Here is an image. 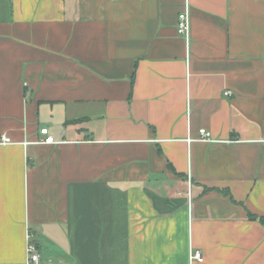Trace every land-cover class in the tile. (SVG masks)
Returning a JSON list of instances; mask_svg holds the SVG:
<instances>
[{
	"label": "crops",
	"instance_id": "1",
	"mask_svg": "<svg viewBox=\"0 0 264 264\" xmlns=\"http://www.w3.org/2000/svg\"><path fill=\"white\" fill-rule=\"evenodd\" d=\"M3 135L0 264H264V0H0Z\"/></svg>",
	"mask_w": 264,
	"mask_h": 264
},
{
	"label": "built area",
	"instance_id": "2",
	"mask_svg": "<svg viewBox=\"0 0 264 264\" xmlns=\"http://www.w3.org/2000/svg\"><path fill=\"white\" fill-rule=\"evenodd\" d=\"M178 32L179 34L185 36L187 39L191 35V17L189 10L186 9L179 15L178 20ZM231 91L227 90L224 92L225 95H231ZM41 133L45 135L43 139L40 140V142L44 143H54L55 138L52 134H50V131L47 127L41 129ZM200 138L202 140H211L212 139V133L206 128L200 129ZM13 140L6 135H3L0 139V143H12ZM28 252V259L27 264H38L41 260L40 254L38 252L37 246L33 243H29L27 247ZM203 258V253L200 250H196L191 254V261L201 260Z\"/></svg>",
	"mask_w": 264,
	"mask_h": 264
},
{
	"label": "trees",
	"instance_id": "3",
	"mask_svg": "<svg viewBox=\"0 0 264 264\" xmlns=\"http://www.w3.org/2000/svg\"><path fill=\"white\" fill-rule=\"evenodd\" d=\"M249 217L252 218V219H259L261 222L264 223V216H256V215H253V214H249Z\"/></svg>",
	"mask_w": 264,
	"mask_h": 264
}]
</instances>
